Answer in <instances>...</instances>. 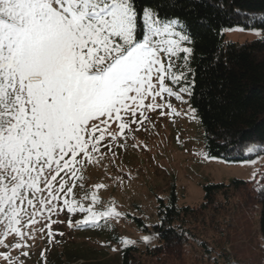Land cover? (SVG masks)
Wrapping results in <instances>:
<instances>
[{"label": "snow or ice", "instance_id": "snow-or-ice-1", "mask_svg": "<svg viewBox=\"0 0 264 264\" xmlns=\"http://www.w3.org/2000/svg\"><path fill=\"white\" fill-rule=\"evenodd\" d=\"M180 23L137 0H0V245L5 249L9 236L18 238L11 247H30L25 237L38 218L48 219L51 238V215L61 211L88 213L81 223L92 225L121 216L115 207L97 212L67 197L82 162L90 163L101 147L110 150L132 125L143 126L145 112L160 109L164 115L157 97L181 98L165 84L169 76L174 84L185 78L182 70H173V58L183 53L186 60L192 51L182 47L189 37L175 30ZM257 190L264 197V186ZM96 199L93 195L92 202ZM0 258L16 264L7 251H0Z\"/></svg>", "mask_w": 264, "mask_h": 264}, {"label": "rangeland", "instance_id": "rangeland-1", "mask_svg": "<svg viewBox=\"0 0 264 264\" xmlns=\"http://www.w3.org/2000/svg\"><path fill=\"white\" fill-rule=\"evenodd\" d=\"M224 34L227 40L243 43L262 37L263 32L236 26L224 30ZM182 47L189 48L185 41ZM184 55L180 53L173 58L174 71L183 68ZM165 84L181 98L167 94L163 99L157 97L155 103L164 105V115L160 109L145 112L148 119L143 126L132 125L133 130H126V136H118L116 142L110 144V150L101 147L90 163L84 161L82 167L78 166L73 178L76 186L67 198L97 212L115 207L121 216L92 225L81 223L88 213L61 211L51 215V220L55 221L51 224V238L47 235L48 219L38 218L35 230L28 229L29 235L25 237L30 247H11L18 238L9 236L6 243L10 246L5 249L0 245V251L10 253L16 264H65L89 259L120 264L121 251L129 245L123 241L133 240L138 249L135 259L145 262L144 251L158 243L151 227L157 207L161 200L168 201L173 189L178 207L200 208L205 201L204 185L230 184L234 179H243L247 184L242 189L231 187L228 194L217 196L218 208L196 211L187 227L199 241L188 240L184 258L191 264H264V240L259 223L261 204L255 193L264 182V153H255L241 162L211 158L206 152L204 129L191 106L188 90L180 91L185 88L184 82L174 84L169 76ZM150 100H145V104ZM168 103L171 108L167 107ZM111 130L116 131V126L112 125ZM107 142L106 138L104 143ZM253 146H247L245 152L249 153L248 148ZM97 185L103 187L97 188ZM60 195L65 198L63 193ZM93 195L97 197L95 203ZM134 218L144 221L146 228H140ZM144 236L151 240L146 242ZM200 242L211 248V258ZM22 251H28V256L21 255ZM0 264L7 261L0 258Z\"/></svg>", "mask_w": 264, "mask_h": 264}, {"label": "trees", "instance_id": "trees-1", "mask_svg": "<svg viewBox=\"0 0 264 264\" xmlns=\"http://www.w3.org/2000/svg\"><path fill=\"white\" fill-rule=\"evenodd\" d=\"M137 4L179 19L176 29L189 37L185 42L192 51L182 65V81L203 126L207 154L241 162L264 153V0H137ZM236 26L257 28L263 35L243 43L227 40L224 30ZM249 145L256 150L246 153ZM245 184L243 179H234L230 184L204 185L205 201L200 208L178 207L173 189L168 201L161 200L157 207L151 227L158 243L144 251L145 262L136 260L137 247L128 245L121 251L120 264H191L184 258L185 245L189 239H199L187 224L196 211L218 208V195L228 194L231 187L242 189ZM255 193L261 204L259 223L264 240V197L258 190ZM134 219L140 228H146L144 221ZM200 244L211 258V248L205 242ZM65 264L104 261L73 260Z\"/></svg>", "mask_w": 264, "mask_h": 264}]
</instances>
